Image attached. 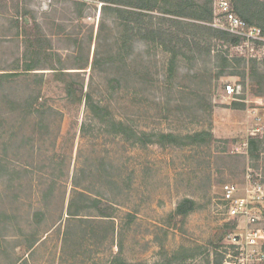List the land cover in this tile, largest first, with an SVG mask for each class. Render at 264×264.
<instances>
[{
	"label": "rangeland",
	"instance_id": "rangeland-1",
	"mask_svg": "<svg viewBox=\"0 0 264 264\" xmlns=\"http://www.w3.org/2000/svg\"><path fill=\"white\" fill-rule=\"evenodd\" d=\"M101 4L0 0V73L18 72L0 81V264H264L229 243L246 224L219 200L247 172L264 182V51L245 57L238 41L212 38L209 58L169 73L161 47L120 52L110 21L99 34ZM217 54L231 65L219 78ZM85 94L138 131L181 138L133 144L92 116ZM201 131L212 137L182 139ZM184 198L194 209L178 215ZM252 210L264 229V207Z\"/></svg>",
	"mask_w": 264,
	"mask_h": 264
},
{
	"label": "trees",
	"instance_id": "trees-1",
	"mask_svg": "<svg viewBox=\"0 0 264 264\" xmlns=\"http://www.w3.org/2000/svg\"><path fill=\"white\" fill-rule=\"evenodd\" d=\"M101 20L99 21V34L107 24V21L116 24L119 27L118 33V50L127 54L131 53L134 45L138 42L152 44L161 47L169 53L167 70L172 73L181 58L190 57L197 59L199 57H210L212 52L211 39H219L226 42H236L238 38L228 32L215 29L207 22L212 18V0H100ZM234 5L235 12L243 18L247 23L260 27L264 33V2L260 0H231ZM76 4V1H73ZM33 40H30L32 42ZM38 42L32 49V56L37 58L39 54L45 52L41 39H35ZM218 68L216 77L219 78L225 75L226 68L230 67L229 59L223 55L217 54ZM97 54L94 55L92 64L97 63ZM35 59L25 63L22 70L25 73L37 69ZM88 63V62H87ZM87 64L84 67L86 68ZM52 73L56 78H63L69 72H65L62 68L51 67ZM18 74L15 72L0 73V81L3 78ZM33 74H38L33 72ZM234 74V73H230ZM68 95L72 94V88L66 85ZM85 105L92 113V116L97 119L101 125L105 126L107 131L113 134H120L133 144L145 145L151 142L164 144L168 142H176V139L181 138L180 135H174L171 132H145L138 131L132 125L116 120L107 106L95 103L90 94H85ZM84 129L85 125L82 124ZM204 137L211 138L212 135L208 131L194 132L191 135H185L182 139L190 141H199ZM180 139V140H182ZM249 150L255 149L254 139H249ZM77 192V191H76ZM78 194L84 195L80 192ZM194 201L189 198L181 200L176 208L178 215H185L194 209ZM85 206L84 208H86ZM70 215H78L77 211L71 212ZM264 253V246H262ZM114 259V264L121 263L120 259ZM142 264V263H136Z\"/></svg>",
	"mask_w": 264,
	"mask_h": 264
},
{
	"label": "built area",
	"instance_id": "built-area-1",
	"mask_svg": "<svg viewBox=\"0 0 264 264\" xmlns=\"http://www.w3.org/2000/svg\"><path fill=\"white\" fill-rule=\"evenodd\" d=\"M207 25L230 33L238 38L233 49L241 56H255V53L264 51V33L256 25L247 23L234 10L231 0H212V18ZM243 54V55H242ZM225 93L233 95V84L225 85ZM220 208L224 213L237 220H243L245 226L239 231L229 235V243L236 246L239 255L245 254L247 258L262 260L264 253V229L254 227L259 216L252 210L254 205L264 207V182L252 177L250 173L244 176V185L228 182L222 185L220 191ZM256 248H258L256 250Z\"/></svg>",
	"mask_w": 264,
	"mask_h": 264
}]
</instances>
